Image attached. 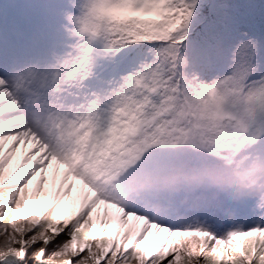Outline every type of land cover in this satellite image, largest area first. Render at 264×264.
<instances>
[{
  "label": "snow or ice",
  "instance_id": "1",
  "mask_svg": "<svg viewBox=\"0 0 264 264\" xmlns=\"http://www.w3.org/2000/svg\"><path fill=\"white\" fill-rule=\"evenodd\" d=\"M0 264H264V0H0Z\"/></svg>",
  "mask_w": 264,
  "mask_h": 264
},
{
  "label": "rangeland",
  "instance_id": "2",
  "mask_svg": "<svg viewBox=\"0 0 264 264\" xmlns=\"http://www.w3.org/2000/svg\"><path fill=\"white\" fill-rule=\"evenodd\" d=\"M9 2L24 3L29 2V0H9Z\"/></svg>",
  "mask_w": 264,
  "mask_h": 264
}]
</instances>
